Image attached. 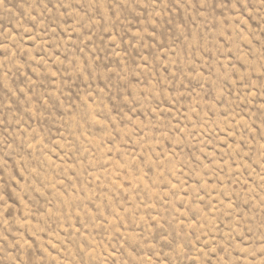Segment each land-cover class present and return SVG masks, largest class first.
<instances>
[{
  "label": "rangeland",
  "instance_id": "1",
  "mask_svg": "<svg viewBox=\"0 0 264 264\" xmlns=\"http://www.w3.org/2000/svg\"><path fill=\"white\" fill-rule=\"evenodd\" d=\"M0 264H264V0H0Z\"/></svg>",
  "mask_w": 264,
  "mask_h": 264
}]
</instances>
